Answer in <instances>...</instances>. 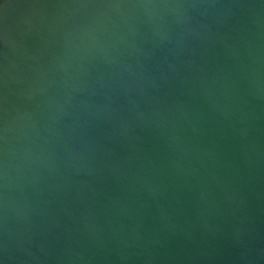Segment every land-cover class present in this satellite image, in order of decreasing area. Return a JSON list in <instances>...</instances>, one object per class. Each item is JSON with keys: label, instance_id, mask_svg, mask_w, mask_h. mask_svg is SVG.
<instances>
[{"label": "water", "instance_id": "obj_1", "mask_svg": "<svg viewBox=\"0 0 264 264\" xmlns=\"http://www.w3.org/2000/svg\"><path fill=\"white\" fill-rule=\"evenodd\" d=\"M0 264H264V0H0Z\"/></svg>", "mask_w": 264, "mask_h": 264}]
</instances>
